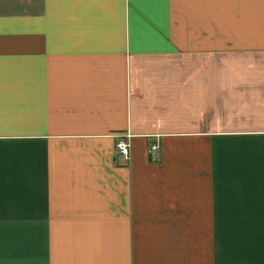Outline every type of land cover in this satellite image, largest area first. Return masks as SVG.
I'll return each mask as SVG.
<instances>
[{
  "label": "crops",
  "instance_id": "0c3cea01",
  "mask_svg": "<svg viewBox=\"0 0 264 264\" xmlns=\"http://www.w3.org/2000/svg\"><path fill=\"white\" fill-rule=\"evenodd\" d=\"M0 264H264V0H0Z\"/></svg>",
  "mask_w": 264,
  "mask_h": 264
},
{
  "label": "built area",
  "instance_id": "2783aa9c",
  "mask_svg": "<svg viewBox=\"0 0 264 264\" xmlns=\"http://www.w3.org/2000/svg\"><path fill=\"white\" fill-rule=\"evenodd\" d=\"M116 148L118 150L119 155L127 160L128 156H129V144L124 143V142H120L116 145ZM150 149H151V151H149V152H152L153 150H156V147H152Z\"/></svg>",
  "mask_w": 264,
  "mask_h": 264
},
{
  "label": "rangeland",
  "instance_id": "374dc122",
  "mask_svg": "<svg viewBox=\"0 0 264 264\" xmlns=\"http://www.w3.org/2000/svg\"><path fill=\"white\" fill-rule=\"evenodd\" d=\"M129 148H130V146H129ZM128 158H129V156H128Z\"/></svg>",
  "mask_w": 264,
  "mask_h": 264
}]
</instances>
